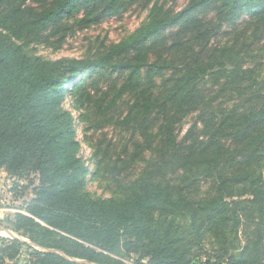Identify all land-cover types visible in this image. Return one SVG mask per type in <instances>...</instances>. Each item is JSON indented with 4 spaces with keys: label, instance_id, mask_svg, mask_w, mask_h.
<instances>
[{
    "label": "trees",
    "instance_id": "obj_1",
    "mask_svg": "<svg viewBox=\"0 0 264 264\" xmlns=\"http://www.w3.org/2000/svg\"><path fill=\"white\" fill-rule=\"evenodd\" d=\"M96 1L0 0V171L34 186L24 213L4 222L43 249L2 239L0 264L133 257L136 264H264V0H189L174 18L155 5L128 39L95 60L51 61L28 49L30 39ZM210 8L212 19L198 13ZM241 12L248 20L218 41L221 26ZM178 19L175 34L118 65L125 77L118 88L90 95L82 74L102 71ZM142 69L144 79L136 74ZM209 83L212 95L202 90ZM68 95L87 111L84 120L94 109L98 129L131 133L121 151L110 144L94 153L99 177L108 178L106 198L85 188L89 170ZM125 95L133 104L115 115Z\"/></svg>",
    "mask_w": 264,
    "mask_h": 264
},
{
    "label": "rangeland",
    "instance_id": "obj_2",
    "mask_svg": "<svg viewBox=\"0 0 264 264\" xmlns=\"http://www.w3.org/2000/svg\"><path fill=\"white\" fill-rule=\"evenodd\" d=\"M188 3L189 0H107L106 2L97 0L93 5L79 8L75 14L63 18L57 26H52L43 31L39 37L30 39L32 42L28 44L30 45L28 49L32 50L36 56L51 61L60 59L95 60L108 55L114 45L128 39L151 15H154L155 5L164 7L165 10L170 9L172 11L170 18H174L182 13ZM30 6L34 13L40 11L38 4H30ZM211 8L213 9V7ZM211 8L205 9L207 12L202 10L198 13L205 18L212 19L214 10L212 11ZM248 18L246 12H241L232 21L225 22L219 31L218 41L223 40V38L225 40V32L233 30ZM183 21L181 19L175 20L162 28L155 38L137 45L128 52L117 54L108 59L110 64L102 71L98 70L97 73H90L89 75L88 72H85L79 79L82 80L85 77L86 88L93 97H96V92H107L110 89L118 88L125 79L124 73L121 74L118 65L132 60L142 52L149 51L153 47L152 45L175 34ZM161 52L163 50L159 49L158 54ZM146 71L147 69H142L136 74L144 79L147 76ZM169 73L165 72L158 76L156 78L157 83L161 84L169 77ZM202 90L211 94L217 89L212 87V83H209L204 85ZM76 100L77 98L68 95L65 107L74 117L77 139L81 143V157L89 170L85 188L94 197L106 198L110 195L104 186L105 183H108V178L105 177L101 180V176L99 177L97 158L94 153H96L97 147L102 149L110 144H113V150L121 151V147L130 139L131 133L113 125L98 129L97 122L101 120L94 114V109L89 110L90 120L85 119V121L82 118V113H87V111L83 112ZM133 101V95L123 96L116 113L114 110L115 115L126 112L132 106ZM193 121V116L185 121L180 130L181 136L185 134ZM132 140L136 139L132 138ZM99 142L100 144H98ZM15 183L17 184L15 185ZM33 188L34 186L30 181L10 179L4 171H0V228L9 229L4 221L16 213H24L23 207L33 198ZM10 231L13 232L12 235L0 230V247L2 246V239L16 237L29 241L21 234ZM135 259V257L130 258L125 263L136 264Z\"/></svg>",
    "mask_w": 264,
    "mask_h": 264
},
{
    "label": "water",
    "instance_id": "obj_3",
    "mask_svg": "<svg viewBox=\"0 0 264 264\" xmlns=\"http://www.w3.org/2000/svg\"><path fill=\"white\" fill-rule=\"evenodd\" d=\"M0 230L1 231H4V232H6V233H8V234H10V235H12V233L13 232H11L9 229H6V228H0ZM13 239H18V240H21V241H23V242H26V243H29V244H31L32 246H34V247H36L37 249H39V250H43V249H41V248H39V247H37L36 245H34L33 243H31L30 241H27V240H24V239H19V238H16V237H12ZM49 252H57V253H59V254H62L61 252H59V251H52V250H49ZM63 255V254H62ZM75 262H81V263H88V262H84V261H75Z\"/></svg>",
    "mask_w": 264,
    "mask_h": 264
}]
</instances>
